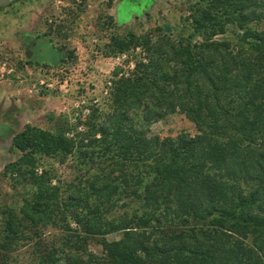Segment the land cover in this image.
Returning a JSON list of instances; mask_svg holds the SVG:
<instances>
[{"label":"trees","instance_id":"trees-1","mask_svg":"<svg viewBox=\"0 0 264 264\" xmlns=\"http://www.w3.org/2000/svg\"><path fill=\"white\" fill-rule=\"evenodd\" d=\"M187 4L175 35L109 37L133 67L87 116L13 134L1 173L26 191L0 208V264H264V0ZM177 111L196 134L150 135ZM69 157L85 168L62 189L42 163Z\"/></svg>","mask_w":264,"mask_h":264},{"label":"rangeland","instance_id":"rangeland-1","mask_svg":"<svg viewBox=\"0 0 264 264\" xmlns=\"http://www.w3.org/2000/svg\"><path fill=\"white\" fill-rule=\"evenodd\" d=\"M187 5V0H113L111 4L108 0H12L0 9V208H17L26 191L1 173L18 156L8 150L13 134L26 123L54 130L60 116H66L69 124L87 116L91 106L108 97L112 70L133 67L132 62L126 63L127 54L111 51L109 37L128 32H150L154 38L175 35L189 14ZM224 38L229 36H216ZM54 42L74 57L61 61ZM140 115L136 114L139 126ZM146 126L150 135L160 137L197 133L194 123L178 111ZM73 131L66 136L72 138ZM42 164L62 189L85 168L71 157L64 163L46 158ZM46 232L59 231L47 227ZM118 236L113 233L106 238ZM97 240L89 242V250L101 251ZM25 257L21 249L19 258Z\"/></svg>","mask_w":264,"mask_h":264},{"label":"water","instance_id":"water-1","mask_svg":"<svg viewBox=\"0 0 264 264\" xmlns=\"http://www.w3.org/2000/svg\"><path fill=\"white\" fill-rule=\"evenodd\" d=\"M12 0H0V7L8 4Z\"/></svg>","mask_w":264,"mask_h":264}]
</instances>
